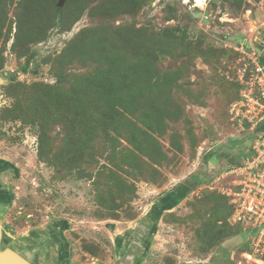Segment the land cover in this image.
<instances>
[{"label": "rangeland", "instance_id": "374dc122", "mask_svg": "<svg viewBox=\"0 0 264 264\" xmlns=\"http://www.w3.org/2000/svg\"><path fill=\"white\" fill-rule=\"evenodd\" d=\"M59 1L0 0L4 247L48 240L41 264H264L228 217L253 132L230 118L242 66L220 47L235 33L264 57V0Z\"/></svg>", "mask_w": 264, "mask_h": 264}, {"label": "built area", "instance_id": "2783aa9c", "mask_svg": "<svg viewBox=\"0 0 264 264\" xmlns=\"http://www.w3.org/2000/svg\"><path fill=\"white\" fill-rule=\"evenodd\" d=\"M253 30V29H252ZM220 47L239 56L241 63L239 97L230 105L234 123L250 125L253 144L249 157L233 166L234 177L230 205L235 226L242 227L253 238V251L264 249V64L262 50L246 37L228 33L220 40ZM250 260L253 257L248 254Z\"/></svg>", "mask_w": 264, "mask_h": 264}, {"label": "water", "instance_id": "95a60500", "mask_svg": "<svg viewBox=\"0 0 264 264\" xmlns=\"http://www.w3.org/2000/svg\"><path fill=\"white\" fill-rule=\"evenodd\" d=\"M64 2L65 0H60L57 6L60 7ZM6 79L7 75L0 73V84L5 83L7 81ZM4 237L14 239L11 233L5 231L0 219V264H41L40 261L42 262L44 258L43 250L46 247L45 243L40 242V244L25 245L26 247L23 248L13 246L4 247Z\"/></svg>", "mask_w": 264, "mask_h": 264}, {"label": "trees", "instance_id": "16d2710c", "mask_svg": "<svg viewBox=\"0 0 264 264\" xmlns=\"http://www.w3.org/2000/svg\"><path fill=\"white\" fill-rule=\"evenodd\" d=\"M56 11H57V16H59V14L61 13V9L60 8H57ZM222 49H224V48H222ZM224 50H225V52H231V53H233L232 51H228L226 49H224ZM261 62H262V64H264V57H263V55L261 57ZM117 70H122V69L118 68L117 65L113 64V66L111 68V72H114V71H117ZM0 73H1V69H0ZM118 75L119 76L117 78H114V79H111V80L105 79L104 80V85H103L104 88L110 90L111 92H113V90L118 86V83L121 82V79H122L121 75H123V72L121 74L119 73ZM236 165H239V164H236ZM231 214H232V206L229 204V215H228L229 218H231ZM153 222L155 223L156 220L154 219V221H151V224L149 226L150 232L155 228ZM236 228L237 229H240L239 226H237ZM51 238H53V236H51ZM50 240H52V239H50ZM47 241L48 240H43V243L46 244ZM142 241H144V240L142 239Z\"/></svg>", "mask_w": 264, "mask_h": 264}, {"label": "flooded vegetation", "instance_id": "af4514ba", "mask_svg": "<svg viewBox=\"0 0 264 264\" xmlns=\"http://www.w3.org/2000/svg\"><path fill=\"white\" fill-rule=\"evenodd\" d=\"M8 172V170L2 171L0 172V187L1 186H5L6 185V181H8V179H5V177H3V175ZM0 199H2V195H1V190H0ZM35 259V258H34ZM35 261V260H34Z\"/></svg>", "mask_w": 264, "mask_h": 264}, {"label": "bare ground", "instance_id": "6f19581e", "mask_svg": "<svg viewBox=\"0 0 264 264\" xmlns=\"http://www.w3.org/2000/svg\"><path fill=\"white\" fill-rule=\"evenodd\" d=\"M202 5H204L203 3H201V2H199L198 4H197V6H202ZM1 164V163H0ZM157 212V211H156ZM62 239V238H61ZM62 260V259H61ZM51 261V260H50ZM57 261V260H56Z\"/></svg>", "mask_w": 264, "mask_h": 264}]
</instances>
